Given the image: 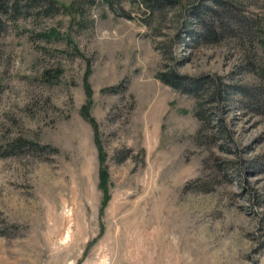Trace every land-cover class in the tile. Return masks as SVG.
I'll use <instances>...</instances> for the list:
<instances>
[{
  "label": "rangeland",
  "instance_id": "obj_1",
  "mask_svg": "<svg viewBox=\"0 0 264 264\" xmlns=\"http://www.w3.org/2000/svg\"><path fill=\"white\" fill-rule=\"evenodd\" d=\"M222 1L8 8L0 264H264V0Z\"/></svg>",
  "mask_w": 264,
  "mask_h": 264
},
{
  "label": "trees",
  "instance_id": "obj_2",
  "mask_svg": "<svg viewBox=\"0 0 264 264\" xmlns=\"http://www.w3.org/2000/svg\"><path fill=\"white\" fill-rule=\"evenodd\" d=\"M140 1H141V3H143L145 5L146 10H148L150 12H155V10L160 12V13L164 12L163 8H160L161 7L160 3L162 2V0H140ZM164 1L174 4L175 0H164ZM226 2L222 1V2H220V4L221 3L225 4ZM10 6L13 7L14 10H17L18 9V0H0V27L5 23L3 14L5 12H8V8ZM51 7H52V4H50L48 6H45V7H44V4H43L42 7H41V10L48 11ZM203 22H204V20H203ZM204 25H207V23L205 22ZM159 76L164 82H166V83H168V84H170V85H172V86H174L176 88L182 87V83H184L186 81L187 82L190 81V80L186 79L185 76L179 75V74H177V72H174V71H169V72L160 71ZM111 88L113 90H115L117 88V86L110 87V89ZM218 90H219V86L217 84L215 86V89H214L213 93L218 92ZM85 115L93 123L94 127L97 128L98 124H97L95 118L90 115V112L89 111H85ZM22 141L23 140H19L16 143L25 145V143H23V142H27V143L29 142L30 144H32V146H34V144H35L32 140H28V139H25L23 142ZM101 176H102L103 179L107 176L105 169H102ZM104 192H105V194H107L106 186H104Z\"/></svg>",
  "mask_w": 264,
  "mask_h": 264
}]
</instances>
